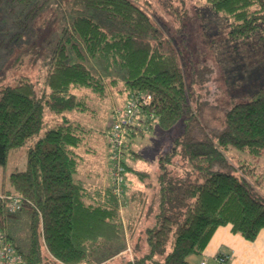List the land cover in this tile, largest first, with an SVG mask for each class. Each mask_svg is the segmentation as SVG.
I'll use <instances>...</instances> for the list:
<instances>
[{
    "label": "trees",
    "instance_id": "obj_1",
    "mask_svg": "<svg viewBox=\"0 0 264 264\" xmlns=\"http://www.w3.org/2000/svg\"><path fill=\"white\" fill-rule=\"evenodd\" d=\"M10 1L22 7L15 34L21 37L50 0ZM58 1L73 17L41 83L21 71L0 80V164L11 150L28 149L26 168L11 172L10 187L0 192V231L24 264H200L189 257L202 254L222 225L255 239L264 228L262 173L241 156L264 153V87L251 99L208 115L187 79L180 51L148 5ZM207 1L232 20L230 35L264 31V0ZM89 8L105 14L112 32ZM170 11L179 14L178 8ZM92 58L107 69L125 70L127 98L152 95L143 106L154 115L150 130L154 123L167 130L181 118L184 122L174 145L158 154L153 167L140 169L126 159L128 172L135 171L143 188L123 199L111 180L85 169L93 130L73 118L96 111V97L118 84L117 77L108 80L94 72ZM125 152L139 154L131 146ZM2 195L19 198L21 208L10 211Z\"/></svg>",
    "mask_w": 264,
    "mask_h": 264
},
{
    "label": "rangeland",
    "instance_id": "obj_2",
    "mask_svg": "<svg viewBox=\"0 0 264 264\" xmlns=\"http://www.w3.org/2000/svg\"><path fill=\"white\" fill-rule=\"evenodd\" d=\"M138 1L149 6L155 19L163 25L165 35L180 51L185 61L187 79L192 80L195 93L201 95L200 100L204 102L208 115L213 112L216 114L219 109L229 108L235 102L249 100L259 87H264V31L258 30L243 37L230 35L232 20L213 10L207 0ZM170 3L168 8L167 4ZM177 8L178 15L170 11ZM21 9L10 0H0V80L5 77L9 80L13 74L21 71L32 76L38 84L44 77L47 63L62 36L64 25L70 22L73 15L58 0H50L39 16L24 30V34L17 37L15 34L19 31L18 15ZM86 11L100 17L105 22L102 25L112 32L113 24L106 19L104 13L92 8ZM89 65L94 72L108 80L111 77H117L118 80L117 85L109 86L105 97H96V111L77 112L73 117L93 130L86 143L87 148H91L93 152L84 153L85 169L95 175L100 174L96 175L98 177L106 178V171L110 176L111 164L110 146L108 138L106 143L105 136L112 127L114 109L123 106L127 100L126 91L122 92L125 87V70L116 67L107 69L102 60L95 58L89 59ZM183 127L181 118L167 130L161 129L155 123L152 130L144 132V136H141V130H137L136 134L129 137L128 146L141 156L132 153V157H129L126 154L127 159L140 169L153 167L158 154L174 145V139L182 133ZM27 150V147L11 150L6 164H0V191L10 187L11 172L26 168ZM232 153L238 156V152ZM241 157L262 173L263 185L259 188L264 193V153L260 156L243 153ZM133 176L135 175L131 171L127 172V193L141 185L138 175ZM127 207L128 204H123L124 210Z\"/></svg>",
    "mask_w": 264,
    "mask_h": 264
},
{
    "label": "built area",
    "instance_id": "obj_3",
    "mask_svg": "<svg viewBox=\"0 0 264 264\" xmlns=\"http://www.w3.org/2000/svg\"><path fill=\"white\" fill-rule=\"evenodd\" d=\"M152 95L147 92L130 95L123 106L114 109V120L111 129L108 131L109 160H110V180L113 191L123 199L126 196L129 186L127 179V166L125 164L126 150L129 145V137L137 130L149 131L152 113H145L143 106L149 105ZM141 116V117H140ZM136 128V129H135ZM5 199L6 207L10 211L21 208V201L13 195H2ZM229 255L221 252L217 255V260L226 262ZM0 264H24L21 254L18 253L13 243L8 240L0 231ZM200 264H207L202 260Z\"/></svg>",
    "mask_w": 264,
    "mask_h": 264
},
{
    "label": "crops",
    "instance_id": "obj_4",
    "mask_svg": "<svg viewBox=\"0 0 264 264\" xmlns=\"http://www.w3.org/2000/svg\"><path fill=\"white\" fill-rule=\"evenodd\" d=\"M105 141L107 143L106 136ZM87 151L93 152V150ZM106 173L105 180L109 183L110 176L107 171ZM131 173L137 177L135 171ZM141 188L143 182L138 189ZM221 252L229 255L225 264H264V228L255 239L247 240L241 234L234 232L230 225H222L215 231L204 252L200 255H191L189 259L192 262L205 260L207 264H223L217 260V255Z\"/></svg>",
    "mask_w": 264,
    "mask_h": 264
}]
</instances>
